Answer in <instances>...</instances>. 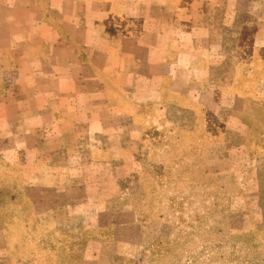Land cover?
Instances as JSON below:
<instances>
[{"label": "crops", "instance_id": "1", "mask_svg": "<svg viewBox=\"0 0 264 264\" xmlns=\"http://www.w3.org/2000/svg\"><path fill=\"white\" fill-rule=\"evenodd\" d=\"M3 38L0 151L56 219L118 213L147 124L182 113L238 134V104L264 96V0H0Z\"/></svg>", "mask_w": 264, "mask_h": 264}, {"label": "rangeland", "instance_id": "2", "mask_svg": "<svg viewBox=\"0 0 264 264\" xmlns=\"http://www.w3.org/2000/svg\"><path fill=\"white\" fill-rule=\"evenodd\" d=\"M4 65L0 55V74ZM249 98L238 104V134L182 113L147 124L112 215L94 201L73 220L56 219L57 198L37 189L30 199L20 156L0 151L15 162L0 156L1 264H264V96ZM69 222L71 231L60 227Z\"/></svg>", "mask_w": 264, "mask_h": 264}]
</instances>
